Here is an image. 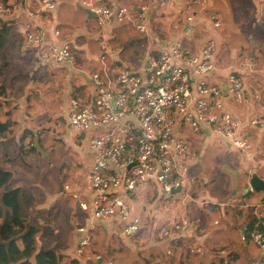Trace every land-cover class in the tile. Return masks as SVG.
Wrapping results in <instances>:
<instances>
[{"label": "crops", "instance_id": "0c3cea01", "mask_svg": "<svg viewBox=\"0 0 264 264\" xmlns=\"http://www.w3.org/2000/svg\"><path fill=\"white\" fill-rule=\"evenodd\" d=\"M38 1L28 0V5L33 11L36 10ZM67 1V4L63 5L64 1L56 0L57 6L54 11L44 12L36 18L45 28L48 42L55 45H68L73 57L72 61L62 66L42 61L38 56L37 49L25 45L23 30L21 31L15 26L22 34V60L27 65L30 61L33 65V70H31L37 74L36 76L42 78L40 87L45 90L41 89L40 95L37 96L39 93L37 92L35 98L27 103L31 85H26V87L22 84L23 93L19 90L15 94L14 89H6L5 100L8 105L3 110H12L10 118L12 121H16L14 127L20 133L23 132V128L34 135L33 123L25 121V126L22 125V112L27 110V114H30L34 110V114L30 115L31 118L28 120L41 121L50 112L58 109L59 101H61L62 111H65V114L63 113V130L75 142L78 156L75 164L64 169L71 176V182H73L70 190L73 197L79 199L78 204L79 202L88 203L90 195L84 190V176L91 169L94 155L88 146L89 135H75L67 124L66 116H64L68 103L66 97L69 96L68 99L75 97L84 103L89 102L92 92L89 76L100 69L99 58L101 56L105 58V65L110 76L121 68L141 72L144 65L156 59L159 52L170 41L179 40L192 51H197L205 38L214 37L217 41V53L214 58L215 69L206 75L205 79L221 88L223 109L238 120V135L246 140L251 148L247 153L238 152L239 154L236 156L227 157L225 159L227 162L216 164L227 175L224 178L226 182L220 184L212 178L206 179L204 173L208 172L210 167L204 168L202 160L206 155V151H203L204 148L211 147L213 142H223L216 140L207 126H203L201 132L194 135L202 149L198 151L192 144L193 151L191 152L195 155L196 160L189 171L191 201L187 202L186 207V219L189 226L184 232L172 231L168 239L164 241L158 239L157 226L159 222L171 219L177 207L168 205V201L155 187L139 191L131 200L130 209L132 214L138 213L142 209L150 211L151 220L147 222L149 227L146 226L133 237H137L138 241H144L140 243L145 249H148L146 251H150L149 256L151 255L152 258L158 257L162 251L165 255L162 264H219L218 259L220 262L226 256L228 259L223 261V264H229V258H233L235 260L233 264H237L240 254L233 248L235 249L238 244L239 236L240 240L244 238L243 229L247 226L250 218L256 219L259 215L264 221V205H257L259 196L248 193L250 190L247 185L249 173L252 170H257L264 177V160L262 159L264 158V143L258 144L264 132H259L250 125L252 118L264 116V71L259 74H249L241 69L237 62L243 58L260 64L264 62V0H208V7L196 15V30L189 36L185 33L186 26L181 15L185 0H93L104 2L103 4L108 6L127 7L132 11L146 6L148 8V17L145 22L147 30L140 34L126 22L123 24L114 22L111 26L101 28L93 19V23L90 24L91 17L78 8L80 0ZM73 6L75 9L72 8ZM71 8L74 10L73 12L70 11ZM210 11L220 17L221 26L224 27V31H220L221 33H219L221 26L214 30L208 22L207 13ZM253 21L258 26L257 28L254 23L252 24ZM248 25L254 26L249 43H243L238 39V36L233 37L228 33L232 30H243ZM55 31L59 33L57 37L53 35ZM231 72L238 73L245 83L244 100L239 103L231 100L226 92L224 80ZM47 90L52 95H49ZM46 94L49 97H45ZM55 95L64 96L61 100L55 101ZM34 104L38 105V110H35ZM55 117H58L57 114L51 116V119ZM37 140L41 144L40 133L37 135ZM223 144L225 148L229 149L225 142ZM213 158L219 160L217 155L212 154L207 162L209 166L215 164ZM76 165L78 172L74 171ZM228 169L231 170L235 182L231 181ZM7 179L9 176H5L1 180L7 181ZM157 200L162 203L159 204ZM44 203V206L37 207V211L52 206L53 202L48 200ZM69 207L74 208V205ZM85 216L92 219L91 223L102 226L109 239L115 242L121 241L115 250L117 258H120L123 249L131 250L133 248L134 251L137 243L133 238L127 239L123 236L120 222L112 219L96 221L89 212H86ZM234 222L237 223L238 231L234 233L232 230L230 233L229 227ZM28 246L26 244L27 248L25 247L23 253L14 255L9 253L8 248L0 245V264H22L23 261L34 264L32 258L34 254L29 257ZM185 247L193 249L200 247L203 249V253L201 255L199 253H195L197 255L190 254L185 250ZM216 251H220V253L215 254ZM121 261L122 259L116 260L117 264H122ZM244 263L264 264V254L259 255L256 249L255 254L251 257L248 256Z\"/></svg>", "mask_w": 264, "mask_h": 264}, {"label": "built area", "instance_id": "2783aa9c", "mask_svg": "<svg viewBox=\"0 0 264 264\" xmlns=\"http://www.w3.org/2000/svg\"><path fill=\"white\" fill-rule=\"evenodd\" d=\"M80 5L96 18L98 27L132 21L135 31L147 30L146 6L132 11L93 0H80ZM56 6V0H39L33 11L28 0H0V21L23 30L25 45L37 49L42 61L62 66L73 59L70 48L48 42L46 30L36 18L54 11ZM207 7L208 0H185L181 15L188 36L196 30V15ZM207 17L214 30L220 28L221 20L215 12L210 11ZM53 35L57 37L59 33L55 31ZM216 53L217 41L212 36L205 38L197 51L174 40L163 47L156 59L147 62L141 72L121 68L111 76L105 58H99L100 69L89 76L92 87L89 102L69 98L65 115L75 135H89L88 146L94 155L91 169L84 176V190L93 192L95 197L91 208L89 203L79 202L82 211L89 212L96 221L120 222L123 236L129 239L151 220L147 209L132 214L130 202L139 191L155 187L168 205L177 207L171 219L159 222L158 239L164 241L172 231L181 233L188 229L189 171L196 157L184 132L197 135L207 126L228 148L242 153L251 148L238 135V120L223 109L221 88L205 79L215 69ZM238 66L249 74L264 71V62L243 60ZM224 84L231 100L238 103L244 100L245 83L238 73H229ZM250 125L264 132V116L252 118ZM71 186L65 184L64 190H71ZM248 236L259 255L264 254L261 216L256 217ZM90 244L88 230L80 228L76 255L82 258ZM188 250L201 252L200 247ZM84 259L86 263L101 261L93 256Z\"/></svg>", "mask_w": 264, "mask_h": 264}, {"label": "rangeland", "instance_id": "374dc122", "mask_svg": "<svg viewBox=\"0 0 264 264\" xmlns=\"http://www.w3.org/2000/svg\"><path fill=\"white\" fill-rule=\"evenodd\" d=\"M60 1H64L63 5L68 2L67 0ZM96 3L103 4L104 2ZM72 8L75 9L74 6ZM72 8L70 9L71 12L74 11ZM78 8H81L80 2ZM80 15H82V13H80ZM93 19L96 21L95 17H91L89 20L90 24L93 23ZM126 23L135 29V25L132 21H127ZM253 23L254 21L252 24ZM254 26L255 28L258 27L256 24ZM254 26L248 25L243 30H232L228 31V33L233 35V37L238 36V39L240 41L242 40L243 43H249L250 38H252V29H254ZM220 31H224V27L221 26L219 33H221ZM138 34H140V32H138ZM4 56L5 60L3 62H7V66L1 74L0 83L3 84L6 89H14L15 94L18 93L19 90L23 93L22 84H24V86L31 85L33 89L30 88L29 90L27 103L31 102L35 98L37 92H39L37 93V96L41 93L40 90L42 88L40 87V83L42 82V78H40V76H36L37 74L32 71L33 65L30 61H28L29 64L27 65L25 64V61L22 60V34L19 29H15L14 36L11 38ZM25 57L27 58L28 56ZM243 60H246V58L239 59L237 62L240 63ZM42 90L44 91L45 89ZM46 92L49 95H52L48 90ZM48 94H46L45 97H49ZM63 96L64 95H55V101L61 100ZM68 97L69 96L66 97L67 100ZM60 102L61 101H59V108L50 112V114L45 116V118L41 121L28 120V118H31L30 115L34 114V110L31 111L30 114H27V110L22 112V125L25 126L28 121L33 123L34 135H32V137H27L21 143L19 142L21 133L18 129H16V127H14L12 133L5 138L2 146L0 147V175H3V177L9 176L7 181H2L0 178V189L3 187L11 188L21 185L25 192L31 194L34 198L35 205L31 214L34 219H30L28 221V233L26 234V238H28L27 244L29 245V249L27 250L29 257H32V254L43 248L45 250L54 251L58 255L62 254L67 264L72 263V260H77L78 264H96L88 262L85 263V256L99 257L101 259L99 264H117L116 260L120 259H122V264H132L135 262L139 264H162V259L165 256L164 253L160 251L158 257L152 258L151 255L149 256L150 251H146L148 249H145L143 244L140 243L144 241H138L137 237H132L134 242L137 243L134 251L133 248H131V250L123 249V252L120 254V258H117L115 250L120 245L121 241L118 240L115 242L114 240L109 239L102 226L91 223L90 220L92 219L87 218L85 216L86 212L79 209V199H77V197L74 198L73 193L70 190H64L63 185L68 184L71 186L73 183L71 182V176L67 174L66 169L64 168L75 164L78 160V156L76 146L74 145L75 142H73V139L71 140V137L63 130V113L65 114V111H62ZM35 106V110H38V105ZM54 114H57L58 117L51 119V116ZM5 119L6 118L4 116L0 117L1 121H5ZM39 133L41 140L39 147L42 149L43 154L39 152V155H37L36 153L30 151V148L32 140L34 146V140L37 139V135H39ZM183 135L186 142L189 143L190 151H193L191 148L192 144L198 151L202 149L196 136L191 135L186 131ZM215 139L219 140L218 138ZM262 142L264 143V133H262L258 144L261 145ZM203 151H206V155L202 160V164L204 168L210 167V170L204 173L206 179L212 178L216 182L224 184L226 182L224 178L227 177V175L222 172L221 168H218L216 164L227 162L225 161L227 157L236 156L241 152L233 150V148L227 149L224 147L223 143L219 142H213L211 147L207 146V149L204 148ZM212 154L215 156L217 155L219 160H214L213 158L212 160H214L215 164L213 166H209L207 162ZM262 159L264 160V158ZM241 166L243 168V165ZM74 167V171L78 172L77 165ZM228 170L230 172L229 176L231 181L235 182L231 170ZM89 195L90 201L88 203L91 208L95 194L90 192ZM48 200H52V206H49L46 209H39V211H37V207L44 206V202ZM157 202L159 204L162 203L159 200H157ZM69 204L71 206L74 205L75 209L70 208ZM146 226L149 227V224ZM80 228L88 230V233L91 236V244L86 249L85 255L82 258H79L75 253L78 230ZM229 229L230 233L232 230L236 233L238 231L237 223L234 222ZM185 250L190 251L188 250V247H185ZM233 250H236L240 254V260L237 264H245L244 262L246 258L248 256H253L256 252L255 246H253L250 241L244 240V238L240 240V236L238 244H236V247L235 249L233 248ZM195 253L196 252H192V254L197 255ZM202 253L203 249H201L199 255ZM217 253H220V251L215 252V254ZM227 259V256L221 259L220 262L218 259V263L223 264V261ZM229 260V264H233L235 261L233 258H229Z\"/></svg>", "mask_w": 264, "mask_h": 264}, {"label": "trees", "instance_id": "16d2710c", "mask_svg": "<svg viewBox=\"0 0 264 264\" xmlns=\"http://www.w3.org/2000/svg\"><path fill=\"white\" fill-rule=\"evenodd\" d=\"M15 29L16 27L0 21V76L7 66V62H3L5 60L4 54L11 38L14 36ZM5 96L6 87L0 83V117H6L5 121L0 120V147L5 138L12 133L13 127L16 124V121L14 122L10 118L12 110H3L8 105ZM30 136L32 137V132L26 129L23 130V133L21 132L19 137V142L22 143ZM30 151L39 155V152L33 146V140ZM0 178L2 179L3 175H0ZM248 193L253 194L250 191ZM34 205L33 196L26 193L21 185L0 189V245L8 248L9 253L17 255L24 252L28 239L26 238V234L28 233L27 223L30 219H34L31 215ZM255 222L256 219L250 218V221L247 223L246 238L248 240V233L254 227ZM32 258L34 264H67L62 254L58 255L54 251L43 248L36 254L34 253ZM22 264H30V262L23 261ZM70 264H78V262L77 260H72ZM96 264H99V261ZM132 264L139 263L135 262Z\"/></svg>", "mask_w": 264, "mask_h": 264}, {"label": "water", "instance_id": "95a60500", "mask_svg": "<svg viewBox=\"0 0 264 264\" xmlns=\"http://www.w3.org/2000/svg\"><path fill=\"white\" fill-rule=\"evenodd\" d=\"M81 11H83L88 17H92V14L88 10L81 9ZM34 148L38 152H41L43 154V151L39 147V143L37 139L34 140ZM247 185H248L250 192L259 196L257 205H260V206L264 205V177H262L258 173L257 170H252L249 173ZM246 230H247V226H245V228L243 229L242 234H243L244 240L247 241L248 239L246 238Z\"/></svg>", "mask_w": 264, "mask_h": 264}]
</instances>
